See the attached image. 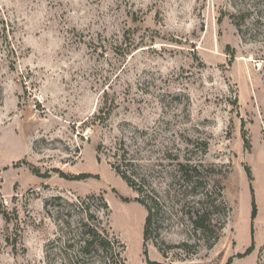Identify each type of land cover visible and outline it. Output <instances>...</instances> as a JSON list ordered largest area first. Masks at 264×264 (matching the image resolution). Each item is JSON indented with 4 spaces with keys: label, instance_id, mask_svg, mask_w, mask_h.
<instances>
[{
    "label": "rangeland",
    "instance_id": "374dc122",
    "mask_svg": "<svg viewBox=\"0 0 264 264\" xmlns=\"http://www.w3.org/2000/svg\"><path fill=\"white\" fill-rule=\"evenodd\" d=\"M230 260L264 264V0H0V264Z\"/></svg>",
    "mask_w": 264,
    "mask_h": 264
},
{
    "label": "trees",
    "instance_id": "16d2710c",
    "mask_svg": "<svg viewBox=\"0 0 264 264\" xmlns=\"http://www.w3.org/2000/svg\"><path fill=\"white\" fill-rule=\"evenodd\" d=\"M97 151L99 152V148L97 149ZM181 167L183 169L187 168V166H184V165H182ZM112 168L127 183V185L138 194L139 198H136V202H138L141 205H143L148 211V217L146 219V223H145V227H144V233H143L144 249H145V253L144 254H145V256H147V251H146L147 243L152 239V234H151V227H152V222H153V219H152L153 216L151 214L152 210L146 204V202L140 198L143 192H142V188L140 187V185L136 181V177H137L136 174L128 172L127 169H122V167L120 165L117 166L116 164H114V165H112ZM190 170H193V168L190 169ZM194 171H197V168H194ZM36 175L40 176V177H43V176H41V174L39 172H36ZM87 177L88 176H83L82 175V176H74L72 178L70 177L68 179L80 180V179L87 178ZM196 215H197V217L193 221L195 228L197 230H202L203 232L207 231V230H210L211 229L210 228L211 227V219L207 216V214L198 213ZM256 215H257L256 206L253 203V212H252V219L253 220L256 218ZM90 235H91L90 237H91L92 241L89 244H91L92 242H94L95 244L100 243L99 242V236L100 235L97 232L96 228L94 230L90 231ZM218 237H219V234H216V236H215L216 240L218 239ZM102 242L105 244L106 247L111 245V242H109L107 240V238H103ZM105 246H103V247L105 248ZM251 251L252 250L249 249L245 255L249 254ZM118 255L120 257V253H118ZM245 255H241L240 257H244ZM119 260H120V258H119ZM231 262H232V260H230L228 264H230ZM148 263L149 264H159V263H155V262L152 263L150 261H148Z\"/></svg>",
    "mask_w": 264,
    "mask_h": 264
}]
</instances>
